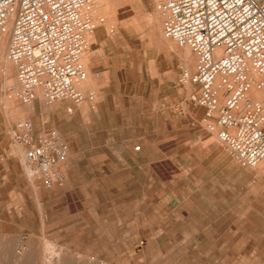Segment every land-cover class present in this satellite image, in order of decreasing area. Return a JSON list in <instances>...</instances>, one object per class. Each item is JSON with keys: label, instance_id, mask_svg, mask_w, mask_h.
I'll return each instance as SVG.
<instances>
[{"label": "rangeland", "instance_id": "obj_1", "mask_svg": "<svg viewBox=\"0 0 264 264\" xmlns=\"http://www.w3.org/2000/svg\"><path fill=\"white\" fill-rule=\"evenodd\" d=\"M98 1L104 21L84 51L94 103L35 100L31 110L0 77V159L14 161L6 179L0 166V264H15L1 248L10 243L17 264L71 255L101 264H264V176L239 166L205 129L190 87L178 82L184 47L151 35V0L138 8ZM29 117L83 150L66 189L45 193L23 173L10 127Z\"/></svg>", "mask_w": 264, "mask_h": 264}, {"label": "built area", "instance_id": "obj_2", "mask_svg": "<svg viewBox=\"0 0 264 264\" xmlns=\"http://www.w3.org/2000/svg\"><path fill=\"white\" fill-rule=\"evenodd\" d=\"M158 10L162 36L194 57L178 82L192 86L188 101L202 108L205 129L239 166L255 168L264 159V0H160ZM103 21L95 0H0V40L8 33L17 100L94 103L79 87L87 79L80 58ZM10 139L28 180L62 182L68 144L57 128L35 131L25 118Z\"/></svg>", "mask_w": 264, "mask_h": 264}, {"label": "bare ground", "instance_id": "obj_3", "mask_svg": "<svg viewBox=\"0 0 264 264\" xmlns=\"http://www.w3.org/2000/svg\"><path fill=\"white\" fill-rule=\"evenodd\" d=\"M132 1L134 2V6L136 8H138L139 5H140V0H132ZM151 1L154 4L155 8H154L153 13L151 15L147 16L146 23L149 26V31H150L151 35H153L154 38L159 42V44L173 47L171 42L168 39L164 38L162 36V34H161V25H160L161 16H160V12L158 10V4H159L160 0H151ZM99 3L100 2L98 0H95V5L96 6L99 5ZM131 4H133V3H131ZM88 35H87V41L89 43L90 39L88 38L89 37ZM7 43H8V33H5L2 36L1 40H0V77L5 79V83H6L5 88H4L5 92H14L15 90L18 89V84L15 83V82H12V80L8 79V69H7L6 63L7 62L11 63V62L7 58V51H6L7 50ZM87 49H89V47H87L85 50H87ZM86 54H87L86 52H83V54H82V56L80 58V61H81L82 66L87 70L86 71L88 73L87 74V79L84 82H82L79 85V87L83 91H87L86 89H91L92 92H93L94 84H93L92 78H91V76L89 74L88 67H87V55ZM180 55H181V60H182L181 62H183L184 67L188 68V65L190 63H192L193 60H194V57H193L190 49L187 48V47H184V49L181 51ZM185 86L190 87V91L192 90V86H190L188 84L185 85ZM37 94H38V92H37ZM38 95L40 96V94H38ZM249 95H251L253 97H258V92L255 89H252ZM5 99L8 100V95L7 94L5 95ZM27 106H32V104H29ZM45 106L48 107V106H51V105H45ZM68 111L71 112V109L68 108ZM14 150H15V152L19 153V149L18 148L15 147ZM255 168L258 170V173L261 176H264V159L261 160L260 163ZM34 199H35V202H36L38 208H40V205L38 204V194L36 192V189H34ZM4 243H6V242H4ZM15 246L13 245V243L12 244L10 243V244L2 245L1 248H2V251L5 252L3 254L5 256H7V254H10V257H12V259L15 261V264H17V263H21V257L17 253L14 252V247ZM35 256H36V254H35ZM67 260H71V262H70L71 264H101L97 260H81V258L78 255H71L70 257H63L61 259V264H66L65 262Z\"/></svg>", "mask_w": 264, "mask_h": 264}, {"label": "crops", "instance_id": "obj_4", "mask_svg": "<svg viewBox=\"0 0 264 264\" xmlns=\"http://www.w3.org/2000/svg\"><path fill=\"white\" fill-rule=\"evenodd\" d=\"M8 95V94H7ZM13 98L8 96V100H12ZM59 105H61V101L57 102ZM33 105V109L34 110V104ZM29 107V106H28ZM49 107V106H48ZM28 119H30L34 125V129L39 130L42 127H45V125L39 124L37 118L35 117H29ZM13 126V125H12ZM12 126L10 128H12ZM49 127V126H48ZM56 128V127H55ZM59 130V129H58ZM60 131V130H59ZM61 132V131H60ZM61 134L64 136V134L61 132ZM64 138L66 139V137L64 136ZM67 141V139H66ZM6 142H0V150L2 149L3 145H5ZM68 144V141H67ZM81 151V152H80ZM83 153V154H82ZM3 155V154H2ZM84 155L83 150H79V152H76L74 150V147L72 145L68 144V157L65 161V163L61 166V173L63 176V180L60 184H54L51 187H46L44 186L42 183H40V188L42 191H44L45 193H55V192H59L60 190L66 189V187L68 186L71 178L77 174L78 170H79V157ZM14 163V161H12L10 158H3L0 159V166L2 167L3 171H4V179H6V177L8 176V172L11 173V169H12V164ZM4 184H5V180H4ZM10 190H7L6 193H9ZM37 192V191H36ZM38 194V193H37ZM33 197H34V192H33ZM21 198L23 199V203L24 198L21 195ZM22 202V200H21ZM38 204L41 207V203H40V194H38ZM36 207L37 204L35 202ZM38 209V208H37ZM42 225L44 226V219H43V223Z\"/></svg>", "mask_w": 264, "mask_h": 264}]
</instances>
